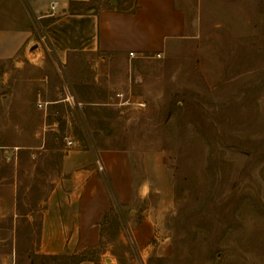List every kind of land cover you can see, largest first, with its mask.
I'll return each instance as SVG.
<instances>
[{
  "label": "rangeland",
  "instance_id": "374dc122",
  "mask_svg": "<svg viewBox=\"0 0 264 264\" xmlns=\"http://www.w3.org/2000/svg\"><path fill=\"white\" fill-rule=\"evenodd\" d=\"M172 2L182 36L158 59L80 53L58 73L34 24L0 61V264H264V0ZM47 202L93 212L94 244L44 254Z\"/></svg>",
  "mask_w": 264,
  "mask_h": 264
},
{
  "label": "crops",
  "instance_id": "0c3cea01",
  "mask_svg": "<svg viewBox=\"0 0 264 264\" xmlns=\"http://www.w3.org/2000/svg\"><path fill=\"white\" fill-rule=\"evenodd\" d=\"M93 1L0 0V61L12 59L35 43L34 24L44 33L49 51L60 63L80 53L122 59L133 53L135 57L129 60L154 58L168 42L182 36V15L172 0H133L131 11L96 9L90 5ZM51 2L58 4L53 16L49 15ZM44 205L43 223L59 225L48 232L43 229L41 240L54 242L44 247V254H59L77 240L89 239L94 244L98 239L92 225L93 212L82 219L74 204L60 202L59 215L50 211L55 202Z\"/></svg>",
  "mask_w": 264,
  "mask_h": 264
},
{
  "label": "built area",
  "instance_id": "2783aa9c",
  "mask_svg": "<svg viewBox=\"0 0 264 264\" xmlns=\"http://www.w3.org/2000/svg\"><path fill=\"white\" fill-rule=\"evenodd\" d=\"M57 6H58L57 2H51L49 4V15L50 16H53L55 14V10H56ZM39 40L45 45L46 50H49V47H48L47 41H46V37H45L44 33H42V31H41V36H40ZM128 57L129 58H134L135 55L133 53H128ZM159 57H160V53H156L154 55L155 59H158ZM57 63H58V66H59L57 71H58V73H60V70H62V65H61L60 62H57ZM63 90H64V95H65L64 102H66L69 105L70 108L80 112V109H81L82 105H81V103H79L75 99V97H74L72 91L70 90V88H68V86L66 84L65 85L63 84ZM47 105H49L48 102H42V101H38L37 104H36L38 109H43V110L46 108ZM65 145L67 147H70V146L73 145V143H72V141L65 139ZM11 158H12V156L11 157H7L6 161H10ZM12 159H14V157Z\"/></svg>",
  "mask_w": 264,
  "mask_h": 264
},
{
  "label": "trees",
  "instance_id": "16d2710c",
  "mask_svg": "<svg viewBox=\"0 0 264 264\" xmlns=\"http://www.w3.org/2000/svg\"><path fill=\"white\" fill-rule=\"evenodd\" d=\"M42 257H45V256H42ZM47 258H50V259H55V256H49Z\"/></svg>",
  "mask_w": 264,
  "mask_h": 264
}]
</instances>
